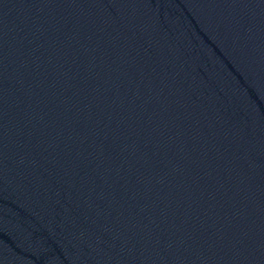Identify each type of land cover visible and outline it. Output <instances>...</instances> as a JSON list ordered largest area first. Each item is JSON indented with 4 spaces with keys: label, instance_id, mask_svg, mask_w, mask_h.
Segmentation results:
<instances>
[{
    "label": "water",
    "instance_id": "obj_1",
    "mask_svg": "<svg viewBox=\"0 0 264 264\" xmlns=\"http://www.w3.org/2000/svg\"><path fill=\"white\" fill-rule=\"evenodd\" d=\"M0 264H264V0H0Z\"/></svg>",
    "mask_w": 264,
    "mask_h": 264
}]
</instances>
